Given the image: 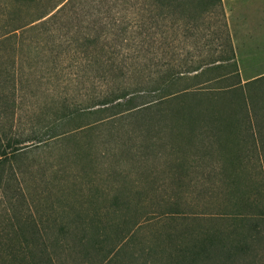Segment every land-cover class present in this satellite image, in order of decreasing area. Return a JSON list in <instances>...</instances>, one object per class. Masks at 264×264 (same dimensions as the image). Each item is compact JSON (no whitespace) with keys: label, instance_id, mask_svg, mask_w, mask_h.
Returning <instances> with one entry per match:
<instances>
[{"label":"rangeland","instance_id":"1","mask_svg":"<svg viewBox=\"0 0 264 264\" xmlns=\"http://www.w3.org/2000/svg\"><path fill=\"white\" fill-rule=\"evenodd\" d=\"M53 1L0 0L1 83L14 87L17 105L2 131L24 146L11 168L21 172L27 202L14 203L20 222L0 210V248L21 243L20 229L33 226L41 237L29 244L43 243L53 264H264V79L249 82L264 76V0H222L233 63L201 79L218 81L177 84L215 93L238 81L240 90L217 97L214 108L186 97L181 104L199 110L174 112L181 105L172 102L161 120L146 113L75 139L66 128L37 144L58 102L93 97V57L111 43L100 24L124 7L123 0H78L55 23H29L35 2L41 12ZM214 21L206 18L203 41L213 37ZM204 50L229 51L221 37ZM166 125L172 152L163 147ZM156 139L157 152L143 148ZM10 196L11 188L0 202Z\"/></svg>","mask_w":264,"mask_h":264},{"label":"trees","instance_id":"2","mask_svg":"<svg viewBox=\"0 0 264 264\" xmlns=\"http://www.w3.org/2000/svg\"><path fill=\"white\" fill-rule=\"evenodd\" d=\"M77 1L56 0L41 12L38 11L40 6L36 1L35 16L29 23L37 21L41 25L55 23L67 17ZM221 1L123 0L124 7L120 9V13L117 12L119 17L112 15L100 24L99 30L110 36L111 43L100 46L98 53L93 57L96 71L99 73L97 90L93 91V97L81 98V101L63 98L58 102L56 116L45 125L48 133L46 132L44 139H39L36 143L46 144L56 138L59 131L66 128L71 129L66 134L75 139L77 134L96 127L122 124L146 113L153 114L151 120L154 118L161 120L165 112L163 108L172 102L181 105L176 107L174 112L199 110L194 106L187 108L182 105L181 101L186 97L201 96L208 102L206 108H214L218 103L217 97L225 96L229 90L230 92L237 90L236 88L240 90L238 81L215 93H209L211 91L205 88L186 86L177 88L181 80L192 81L196 85L218 81L216 77L201 79L209 71L221 67L223 63H233V52ZM207 17L215 19L212 24L213 37L209 41H203L204 31L211 28V25L205 22ZM20 28L12 29L8 33L14 35V31ZM33 28L35 27L30 29ZM220 37L227 44L228 53H205L204 47L211 45ZM233 74L237 76L236 72ZM75 77L78 79L77 75ZM6 78L0 71V199L1 195L6 196L10 188L13 189L15 196L0 202V210L3 212L11 210L13 215V210L16 209L15 202L21 201V204L27 205L21 187V172L11 168L12 163L24 155L25 151L24 146H20L21 142L14 141L2 131L3 122L12 118L17 109L16 90L14 87H11V90L7 89L8 86L1 83L6 81ZM262 79L264 76L249 82ZM82 95L89 96L86 93ZM202 112H205V109ZM254 112L253 110L252 114ZM88 119L89 121H85ZM145 127L146 130L149 128L153 130L152 124ZM165 129L170 134L168 142L163 147L172 152V127L166 125ZM256 144L258 143L255 142ZM157 147L156 139L150 140V144L143 148L157 152ZM152 156L157 157V153ZM139 161L141 159H138ZM114 176L122 179L124 177L117 171H114ZM122 187L123 185L120 188ZM2 204L5 205L1 209ZM16 217L17 215H13V221L20 222ZM5 221L11 222L10 217L8 216ZM19 234L22 236L21 243H1L0 264H53L50 253L43 243L29 244L30 240L40 239L39 231L30 226L28 230L21 228Z\"/></svg>","mask_w":264,"mask_h":264}]
</instances>
